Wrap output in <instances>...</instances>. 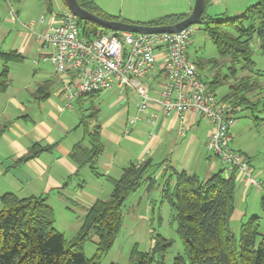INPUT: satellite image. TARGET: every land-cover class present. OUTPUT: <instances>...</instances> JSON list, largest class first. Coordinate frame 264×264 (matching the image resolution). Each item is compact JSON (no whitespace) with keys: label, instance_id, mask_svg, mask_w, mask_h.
Here are the masks:
<instances>
[{"label":"trees","instance_id":"obj_1","mask_svg":"<svg viewBox=\"0 0 264 264\" xmlns=\"http://www.w3.org/2000/svg\"><path fill=\"white\" fill-rule=\"evenodd\" d=\"M78 1L85 9L103 18L130 23L168 25L189 15L167 14L148 22H135L105 11L94 0ZM63 2L67 6L66 1ZM209 5L210 0H206L199 24L214 41L221 56L229 58V75L236 77L238 68L253 70L256 62L252 58L251 45L255 37L260 39L264 50V0L256 1L236 16L223 19L209 14ZM86 25L88 35L106 32V27L95 22L86 21ZM0 58L6 63L0 73V91H6L10 85L7 63L22 61L24 56L17 50H0ZM196 64L201 66L198 61ZM222 82L219 76L209 81L215 92ZM259 89L260 84L245 75L220 99L242 108L254 109L261 105L264 109V94L256 99L249 96ZM100 95L101 92H95L80 97L97 98ZM88 110L79 125H84L90 144L77 142L70 157L77 165L76 175L88 167L95 175L101 176L98 164L105 150L102 126L98 121L101 109L95 103ZM93 121L95 124L91 127L89 124ZM39 151L34 146L20 160L29 159ZM164 163H156L149 157L129 163L119 178L108 177L113 185L111 194L98 199L88 209L80 230L70 240L56 228V212L47 196L20 197L10 191L0 193V264H101V258L111 250L121 231L123 208L128 197L145 184L151 190L159 180L162 195L170 202L183 242V252L176 255L171 264H264V215L255 214L243 221L239 234L231 227L236 208L237 168L227 174L220 169L208 177H201L166 162L158 179L157 172ZM262 204L264 208V197ZM91 235L95 237L97 247L93 256L88 257L85 243ZM171 245L172 240L157 234L149 251L135 248L131 262L109 264H148L153 261L167 264L165 256Z\"/></svg>","mask_w":264,"mask_h":264},{"label":"crops","instance_id":"obj_2","mask_svg":"<svg viewBox=\"0 0 264 264\" xmlns=\"http://www.w3.org/2000/svg\"><path fill=\"white\" fill-rule=\"evenodd\" d=\"M228 1L210 0V5L217 6ZM45 4L46 11L51 15L46 25L41 27V31L33 30L32 27L37 24L36 21L33 20L28 24L19 19L20 11L24 13L21 4L16 14L11 10L12 17L5 18L6 22L12 26L9 32L16 33V39L20 40V44L15 47H3L0 50L5 52L17 50L24 58L22 61L7 63L10 68V85L6 91H0V193L10 191L20 197L47 196L48 202L54 209L59 207L61 211L59 220L55 223L56 228L65 237L67 232L70 233V237H74L80 230L88 209L98 199L107 198L111 194L113 185L108 177L119 178L123 168L131 162H140L151 157L156 163L170 162L179 170L186 169L201 177H208L220 169H224L226 174L230 172L227 165L217 155L211 153L205 154L204 163L200 165V168H194L204 153L209 133L213 128L208 119L204 125L203 116L194 113H187L183 119L176 115H166L153 103L147 110L140 111L138 104L141 98L135 91L122 92L113 88L104 91V95L110 91L116 93L119 101L123 102L121 105L123 108L111 115L104 123H100L105 145L98 164L102 175H95L88 167L83 168L80 174L76 175L77 165L70 157L71 150L79 141L90 144L84 125L79 124L82 117L89 113L88 109L95 103L99 106L100 102L97 98L71 96L63 87L68 77L58 73L55 67L49 69L42 65L49 63V60L42 54L36 32H42L57 22L60 14L67 8L64 3V7L55 12L53 0H45ZM190 10L167 14L190 13ZM228 10L230 9L227 8L226 12L221 13L228 14ZM109 11L111 14L116 13L113 10ZM41 22H45V17ZM3 37H0V41ZM29 53H34L36 57L30 67L33 73L30 72L27 76L23 70L18 73V76H14V66L16 63L25 65L24 62ZM5 64V61L0 58V73ZM12 64L15 65L12 66ZM159 73L158 66L150 72L148 81L152 89H159ZM33 74L35 78H32ZM253 98L254 94H252ZM229 103L234 106L232 102ZM236 107L238 109L231 132L239 122L238 112L243 110L241 106ZM133 118L136 119V123L131 125L129 120ZM94 124L93 121L90 126ZM128 127L129 133L126 132ZM34 146L40 149L38 154L29 159L20 160L29 154ZM231 146L247 155L251 162L250 156L241 147ZM165 163L157 172L158 179ZM262 185L263 183L259 187ZM143 186L149 193L152 194L155 191L161 197L163 196L160 180L151 190L147 188V184ZM253 186L256 184L250 183L243 172H236V198L242 191V197L245 201L248 200V194ZM248 207L243 213L244 219L255 215L254 212L249 211ZM262 211L264 215V208Z\"/></svg>","mask_w":264,"mask_h":264},{"label":"built area","instance_id":"obj_3","mask_svg":"<svg viewBox=\"0 0 264 264\" xmlns=\"http://www.w3.org/2000/svg\"><path fill=\"white\" fill-rule=\"evenodd\" d=\"M10 7L16 14L13 5ZM195 25L177 32L99 31L88 35L81 30L75 13L66 8L57 22L36 35L44 58L58 73L68 77L63 87L71 96L113 88L122 92L132 90L141 98L140 111L153 103L164 114L180 119L187 113L204 116L213 126L206 142L208 150L228 169L237 168L250 183L261 186L248 156L231 146V129L238 107L217 96L189 55ZM155 66L160 72L159 89H152L148 81ZM129 122L134 125L136 119ZM126 132H130L129 127Z\"/></svg>","mask_w":264,"mask_h":264},{"label":"rangeland","instance_id":"obj_4","mask_svg":"<svg viewBox=\"0 0 264 264\" xmlns=\"http://www.w3.org/2000/svg\"><path fill=\"white\" fill-rule=\"evenodd\" d=\"M99 6L103 7L106 11L113 10L122 18L135 21V22H148L160 15L172 13V12H186V10L192 11L195 0H94ZM258 0H229L217 6L209 5L207 12L220 13L217 18L223 19L225 16H236L239 12L245 10L253 2ZM38 4H37V3ZM0 0V48H8V46H18L20 40L16 39L15 32H9V25L5 18L12 17L10 4L13 5L14 11L18 12L20 4L23 7V12L19 14V19L23 23H30L33 20L36 21V25L33 28L34 31H41L44 25L50 18V12L46 11L45 0ZM54 10L58 12V9L64 7L63 0H53ZM227 13H221L226 12ZM239 10V11H238ZM188 12V11H187ZM238 12V13H236ZM111 13V12H110ZM45 17V22H41ZM80 28L82 31L87 30L86 21L79 19ZM196 31L193 36V44L190 46L189 55L195 62H200L201 66L198 67L203 79L211 81L215 76H219L223 82L218 85L216 94L219 98L223 97L229 92L230 86L241 77L249 75L252 77V81L256 80L260 84V89L249 94L252 98L256 99L264 94V50L261 48V41L258 37H255L252 41V58L256 62L253 70H241L238 68L236 77L230 76L229 66L231 62L228 57H223L219 53L214 41L203 30L201 24H196ZM106 33H110L114 30L106 28ZM36 58L34 53L27 54L25 65L23 63L12 64L14 66V76H18L20 71L25 72L27 76L29 73H33L32 67L33 59ZM43 63L46 68H54L52 63ZM51 64V65H50ZM46 69V70H49ZM35 78V75H32ZM130 92V91H129ZM101 92V95L97 97L100 102L101 112L99 114V123H104L111 115L121 110L123 102L119 101V96L112 91L106 95ZM132 99V98H131ZM132 108H134L132 106ZM131 108V113H133ZM240 117L239 122L234 126L232 131L233 137L231 145H236L242 148L251 159L254 167V175L258 181H262V187L253 186L250 194H248V200L245 201L242 197L243 193L240 191L236 198V210L231 218V227L236 234H239L240 226L243 221L248 218H243V213L246 208L254 214H263L262 199L264 197V109L260 105L257 108L249 109L243 108L242 112H238ZM204 125L207 123V118L203 116ZM209 121V119H208ZM91 124V122H90ZM89 124V125H90ZM108 134L106 133V136ZM105 136V137H106ZM104 142V138L102 135ZM107 139V137H106ZM211 152L207 147L204 148V158L201 155L198 165L194 168H200V165L204 163L205 154ZM179 154V153H178ZM212 154V153H211ZM177 156V154H174ZM217 161V160H215ZM219 164V163H218ZM207 167V166H206ZM205 167V168H206ZM204 168V169H205ZM201 170V169H200ZM256 194V196H255ZM248 203V205H247ZM59 207L55 210L56 220H59L61 211ZM124 219L121 231L109 252H107L101 258V264H109L111 262L129 263L132 261L133 250L136 248L139 251H149L154 243V236L162 234L168 239L172 240V245L169 246L168 252L165 256L167 264H171L174 258L179 253L183 252V242L179 236L177 230V222L173 219V212L170 202L166 197H161L155 191L151 194L144 189V186L140 187L136 192L132 193L124 204ZM64 211V210H62ZM65 220V219H64ZM67 231V230H66ZM70 233H66V239H71ZM95 237L91 235L90 239L85 243V252L88 257L93 256L96 251ZM148 264H157L153 261Z\"/></svg>","mask_w":264,"mask_h":264},{"label":"water","instance_id":"obj_5","mask_svg":"<svg viewBox=\"0 0 264 264\" xmlns=\"http://www.w3.org/2000/svg\"><path fill=\"white\" fill-rule=\"evenodd\" d=\"M75 15L85 21H92L114 31H130L136 33L177 32L190 25L199 24L206 7V0H195L192 11L184 19L168 25H150L130 23L122 20H109L85 9L78 0H65Z\"/></svg>","mask_w":264,"mask_h":264}]
</instances>
